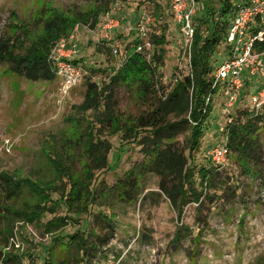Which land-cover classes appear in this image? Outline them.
<instances>
[{"label": "rangeland", "instance_id": "obj_1", "mask_svg": "<svg viewBox=\"0 0 264 264\" xmlns=\"http://www.w3.org/2000/svg\"><path fill=\"white\" fill-rule=\"evenodd\" d=\"M92 2L0 0V39L10 37L13 14H17L20 21L32 23L34 15L46 6L80 12ZM233 2L236 5L244 0ZM136 4H142L152 19L151 39L153 34L166 38L162 47L166 64L159 70L162 82L167 86L174 75L182 78L190 74L189 62L184 56V39L172 14L170 0L117 2L100 19L97 29L91 30L78 24L70 35L75 34L79 45V53L72 59L82 74L78 86L65 91L62 79L58 77L53 82H30L12 72L8 65H0V173L16 179L32 177L34 180H50L56 175V166L47 161L46 155L57 156L64 152L66 158L63 164L68 168L72 165L79 173L82 171L78 181H89L85 161L79 157L80 148L77 147L76 151L69 148L70 142L79 140L88 127L79 106L85 100L87 82H98L103 86L109 82L113 70L124 61L128 40L136 38L139 14L133 10ZM209 4L215 11H220L219 0H202L195 18L197 28L200 27L198 18ZM111 16L122 19L123 23L120 29L107 33L104 26ZM206 27L201 25L205 35ZM114 50L118 51V55ZM159 50L160 47H155L154 52ZM226 50L228 45L223 41L212 59L221 65L229 58ZM252 81L261 86L264 74ZM246 86L240 91L245 98L240 99L239 93L233 105V92L227 86L219 87L209 118L211 127L205 132L207 140L202 141L205 157L211 159L210 150L226 143L224 128L228 119L236 115L237 109L252 108L251 96L256 87L249 89ZM116 100L119 111L138 115L140 106L136 97L125 88L118 91ZM88 116L89 122L98 119L97 112L88 113ZM119 137L109 139L113 145L109 156L111 169L107 167L102 172H96L108 188L115 186L143 158L136 143L131 141L122 145ZM179 143L184 144V137ZM258 143L260 150L257 158L247 168L240 165L234 155H229L225 166L217 170L216 187L208 192L201 207L189 205L182 220L178 219L169 200L160 193L159 179L153 175L145 179L144 192L134 203L116 202L110 207L99 203L97 207L107 214L100 216L93 213L89 219V238L98 244V250L90 253L86 263L264 264V128L259 133ZM25 202L33 204L30 196L21 199L20 206L25 207ZM14 203L6 197L0 181V264H45L52 238L57 234L52 237L43 231L40 224H25L18 217L11 216L7 209H12ZM66 214L63 206L57 216L64 217ZM80 224L67 227L65 234L76 232L82 226ZM186 228L188 234L185 233ZM181 229L186 235L177 242L175 238ZM95 232L98 238L93 236ZM99 238L105 241L100 242ZM12 257L17 259L16 262H11Z\"/></svg>", "mask_w": 264, "mask_h": 264}, {"label": "trees", "instance_id": "obj_2", "mask_svg": "<svg viewBox=\"0 0 264 264\" xmlns=\"http://www.w3.org/2000/svg\"><path fill=\"white\" fill-rule=\"evenodd\" d=\"M117 2L128 4L130 0H93L80 12L46 6L34 15L32 23L20 21L18 15L13 14L10 37L0 39V65H8L12 72L30 82H53L57 75L50 57L57 43L69 38L78 24L97 29L100 19ZM219 2V12L209 4L206 11L197 17L200 27L195 34L189 75L182 78L174 75L166 86L159 73L166 64L165 50L162 49L166 44L165 36L159 38L153 34L154 51L155 47L161 50L153 52L151 60H147L144 54L137 52L140 38L136 33L134 41L128 40L125 59L113 70L109 82L103 86L98 82H87L85 100L79 106V112L88 122V127L79 140L70 142L69 148L74 151L80 148L79 157L85 161L89 181H78L82 171L79 173L72 165L68 168L63 164L64 152L57 156L46 155L47 161L56 166V175L52 174L50 180L16 179L0 173L6 197L15 202L12 209H7L10 215L25 224H40L47 235L53 237L57 234L52 238L45 264H70L71 261L88 264L86 259L90 253L98 250V244L89 238V219L93 213L107 214L97 207L98 204L110 207L116 202L134 203L143 194L144 181L149 175L159 179L158 189L169 200L179 220L183 219L189 205L201 207L208 192L216 187L219 168L204 156L202 141L207 140L205 132L211 127L209 118L214 96L222 86L215 87V72L219 64L212 59L213 54L223 41H227L228 28L237 5L233 0ZM133 10L137 13L146 11L142 4L133 6ZM201 25L207 26L206 35ZM251 29L258 37L264 32V20L258 17ZM254 49L264 54V40H256ZM226 54L229 57L227 50ZM246 85L249 89L260 86L250 79L245 80ZM121 88L136 97L140 106L137 116L119 111L116 95ZM239 96L240 99L245 98L243 93ZM262 111L264 108L257 115L249 107L238 108L224 128L230 154L244 168L251 165L260 150L259 133L264 128ZM95 112L98 119L89 122L91 115L88 113ZM114 136H120L122 145L131 141L136 143L143 158L115 186L108 188L96 172L107 167L111 169L109 156L113 145L109 139ZM181 137H184V144L180 145ZM28 196L33 204L25 202V207H21L20 200ZM63 206L67 214L58 217ZM78 223L82 226L76 232L65 234L67 227ZM184 229L175 238L177 242L188 234V228L186 234ZM92 234L98 238L96 232ZM16 260L11 258L13 263Z\"/></svg>", "mask_w": 264, "mask_h": 264}, {"label": "built area", "instance_id": "obj_3", "mask_svg": "<svg viewBox=\"0 0 264 264\" xmlns=\"http://www.w3.org/2000/svg\"><path fill=\"white\" fill-rule=\"evenodd\" d=\"M170 1L172 14L179 24L180 34L184 39V56L187 57L191 70L192 51L197 30L195 18L200 9V2L198 0ZM258 17L264 20V0H246L236 5L234 18L228 28L226 44L229 58L216 70L215 87L221 84L226 85L227 89L233 92L231 105L237 101L238 94L245 87L246 79L255 80L264 74V54L257 53L254 49L256 40H264V32L255 37L251 29ZM122 23V19L111 16L106 21L104 29L109 33L120 29ZM151 23L150 15L144 11L135 27L140 38L137 52L144 54L147 60H151L154 52L150 37ZM75 39V34H73L70 38L60 41L50 57L57 77L62 79L65 91L78 86L82 80L81 70L72 60L79 53V45ZM114 53L118 55L117 50H114ZM234 93L237 95L234 96ZM251 104V110L257 115L264 108V84L257 87L252 94ZM229 154L230 150L226 143L213 148L209 153L212 162L219 169L225 166Z\"/></svg>", "mask_w": 264, "mask_h": 264}, {"label": "crops", "instance_id": "obj_4", "mask_svg": "<svg viewBox=\"0 0 264 264\" xmlns=\"http://www.w3.org/2000/svg\"><path fill=\"white\" fill-rule=\"evenodd\" d=\"M142 12H144V10L141 11V12H139V14H138V19L140 18V15H141ZM137 22H138V21H137ZM131 26H132V25H131Z\"/></svg>", "mask_w": 264, "mask_h": 264}]
</instances>
